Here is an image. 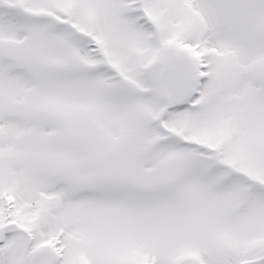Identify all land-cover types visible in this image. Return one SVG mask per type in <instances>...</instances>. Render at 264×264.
Returning a JSON list of instances; mask_svg holds the SVG:
<instances>
[{
  "label": "snow or ice",
  "instance_id": "6c2138e0",
  "mask_svg": "<svg viewBox=\"0 0 264 264\" xmlns=\"http://www.w3.org/2000/svg\"><path fill=\"white\" fill-rule=\"evenodd\" d=\"M0 264H264V0H0Z\"/></svg>",
  "mask_w": 264,
  "mask_h": 264
}]
</instances>
